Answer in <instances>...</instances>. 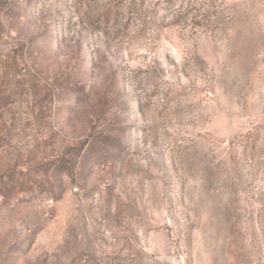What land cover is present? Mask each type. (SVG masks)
<instances>
[{"label": "rangeland", "instance_id": "obj_1", "mask_svg": "<svg viewBox=\"0 0 264 264\" xmlns=\"http://www.w3.org/2000/svg\"><path fill=\"white\" fill-rule=\"evenodd\" d=\"M0 264H264V0H0Z\"/></svg>", "mask_w": 264, "mask_h": 264}]
</instances>
